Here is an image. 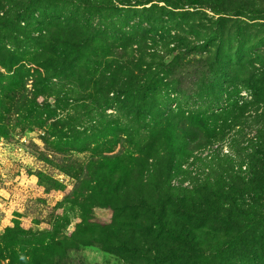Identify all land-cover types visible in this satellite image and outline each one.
Masks as SVG:
<instances>
[{"label": "trees", "instance_id": "obj_1", "mask_svg": "<svg viewBox=\"0 0 264 264\" xmlns=\"http://www.w3.org/2000/svg\"><path fill=\"white\" fill-rule=\"evenodd\" d=\"M239 1L0 0V116L44 130L42 146L28 144L50 171L36 172L44 193H59L53 174L72 182L44 215L26 209L35 227L3 229L0 264H84L91 245L122 264H243V237L264 264V9ZM39 97L66 113L45 118ZM252 109L262 121L252 137L214 149L197 186L170 187L178 159L225 140ZM150 186L160 190L152 209L141 196ZM120 197L99 222L96 210ZM217 233L225 240L206 252Z\"/></svg>", "mask_w": 264, "mask_h": 264}, {"label": "rangeland", "instance_id": "obj_2", "mask_svg": "<svg viewBox=\"0 0 264 264\" xmlns=\"http://www.w3.org/2000/svg\"><path fill=\"white\" fill-rule=\"evenodd\" d=\"M232 1V8L241 3L239 0ZM40 5L44 4L40 3ZM257 6L259 9H264V0H257ZM35 15H38V12H36ZM208 15L214 19L216 18V16L212 15L211 13H208ZM240 21L242 23L247 22L244 18H241ZM258 22L264 24V21ZM250 24H252V22ZM240 25L244 26L246 29L245 24ZM256 28L257 30L264 32V26ZM171 33L173 34L174 32ZM53 81L55 82V80ZM28 87H30V85H28ZM62 95L63 92H61V96ZM241 95L242 98H246L245 92H242ZM54 105H57V102L52 98L49 99V101H46L44 97H39L35 108L41 113L45 112V118L48 116H50L49 118L63 116L66 113H62L61 110L63 107H66V105L62 103L58 104L60 106ZM70 107H72V105ZM54 109H56V111ZM70 109L72 114V111L74 110L72 108ZM49 112L51 115H48ZM115 112L116 111H114V109L106 110V113L109 116H114ZM244 113L243 120L239 125L233 127L226 133L227 135L225 140L210 144L209 146H206L205 148L186 157L184 160L178 159L175 162L173 166L174 168L170 170V173H168V180L171 188L191 189L197 186V184L206 177L208 170L210 172H213L214 170V166L212 163L209 164L210 160L208 158L214 149H219L222 151V153H227L228 151L231 152L229 148V141L231 137L236 136L243 140H246L248 137H252L255 128H257V126L261 124L262 121L254 117V109L247 113L245 111ZM82 114L83 112L81 111L80 115ZM246 117L248 119L247 124ZM253 117L256 119V122H253V120L249 121V119H252ZM33 120V118H31V120H26L22 117H19L17 120H14V118L9 120L6 119L5 115L0 116V233L7 226L16 228L24 227L26 229L32 226L35 227L36 225L33 223V216L25 215L26 209L28 210L31 209L30 207H33L39 211L41 210L44 215L48 211L49 207L53 206L56 201L60 200L62 196L71 189L72 182L68 178L56 174H53V176L61 183L59 193L49 192L46 194L43 192L44 190L37 184L36 172L43 171L47 174H50V171L42 161L37 160L32 155L30 147L28 146L30 142H33L35 145L42 146L39 136L42 135L44 130L35 127L32 123ZM51 121L52 120L47 121L46 126H48ZM252 122L253 124L250 126ZM86 125L87 123L83 122L82 126L84 127ZM83 135L84 132L82 127L77 128L75 140H82ZM107 146L112 147L115 151H117L118 147L113 146L110 143H108ZM162 153L163 157L167 155L166 152ZM88 155L89 152L80 154L81 157H85H82L85 160L89 158ZM146 175L147 172L144 171L143 178H146ZM158 194H160V190H154L152 189V186L142 190L141 196L143 197L144 201L148 203L146 208L152 209V205H154V198ZM122 200L123 198L120 197L119 201H113L111 208L96 210V213L94 214L96 219L101 223H109L113 217L112 213L114 209H116ZM128 202L132 203L131 201ZM167 206L170 207V205ZM80 225L81 221H73L67 229L68 233H71L74 228L79 227ZM37 227L42 229L43 225ZM205 227L209 228L207 225ZM208 233L209 231H206V229L202 230L200 233L203 241L204 239H208ZM210 237H213L214 239L211 240L210 243L208 241L207 247H205L206 252L213 250L216 244L221 245L225 240L224 235L220 233H217L216 235L212 234ZM242 242L241 248L238 250V252L241 254L239 258H245V262H243V264L254 263L253 255L250 257L246 256L247 246L245 248L244 244L248 245L249 240H246V237H243ZM80 250H82L81 252L83 253L82 255L80 254V257H83L84 264H122L121 257L117 253L108 250V248L105 246L91 245L83 249L80 248ZM71 254L73 255V253ZM74 256L76 258L79 257V255ZM237 261L242 262L244 259Z\"/></svg>", "mask_w": 264, "mask_h": 264}]
</instances>
